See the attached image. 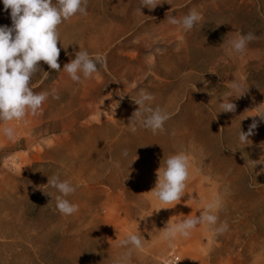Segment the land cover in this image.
I'll use <instances>...</instances> for the list:
<instances>
[{
	"label": "rangeland",
	"instance_id": "rangeland-1",
	"mask_svg": "<svg viewBox=\"0 0 264 264\" xmlns=\"http://www.w3.org/2000/svg\"><path fill=\"white\" fill-rule=\"evenodd\" d=\"M191 9L202 17L191 31L168 22ZM87 11L58 27L60 70L39 62L32 88L50 93L40 114L8 122L13 140L0 134V264H114L129 234L144 244L130 264H264V121L253 116L264 110V0H163L152 10L140 0H88ZM9 13L0 0V26H11ZM237 32L258 37L242 55L228 44ZM80 49L103 54L106 67L77 83L63 67ZM233 80L249 89L223 112ZM141 90L170 117L155 134L131 130ZM180 151L189 178L172 207L149 192ZM54 174L76 186L66 199L78 212L56 209L58 193L46 186ZM217 195L228 231L198 225L171 245L162 239L168 222L198 216Z\"/></svg>",
	"mask_w": 264,
	"mask_h": 264
},
{
	"label": "clouds",
	"instance_id": "clouds-1",
	"mask_svg": "<svg viewBox=\"0 0 264 264\" xmlns=\"http://www.w3.org/2000/svg\"><path fill=\"white\" fill-rule=\"evenodd\" d=\"M162 2L163 0H140V6L152 10ZM3 5L5 11L10 9L12 23L11 26H0V124L5 125L0 127V134L8 140H13L15 129L7 126L8 122L27 123L29 115L34 117L40 114L43 103L50 95L47 91L37 93L32 88L34 75L42 71L39 62L43 61L50 69L60 70L58 58L61 50L57 44L61 40L58 27L77 14L87 16L88 0H3ZM138 11L141 12L140 7ZM201 19L196 9L189 10L179 19L167 15L168 22L184 32L191 31ZM255 39L258 37L252 32L247 34L237 32L228 44L232 54L242 55L248 44ZM98 66L106 67V57L103 54H90L87 50L80 49L75 53V59L64 65L63 71L72 81L79 83L82 77L85 80L93 78L94 74L99 72ZM228 89L229 91L224 93L220 109L223 112H235L236 104L229 102L228 98H241L249 87L245 88L243 83L233 80L228 84ZM51 95L54 99L59 98L55 90ZM131 99L138 105V109L130 118L133 132L136 131L137 125L150 129L154 134L157 130H163L164 123L170 117L160 107L151 106L150 102L155 99L151 93L141 90L136 98ZM253 116H258L264 121V110L257 111ZM257 126V121L253 120L247 132L240 130L239 141L247 144L248 137L254 134L253 130ZM123 155H128L127 150H124ZM189 167L190 158L185 151L170 155L164 161V165L157 170L155 188L149 193L162 204L174 207L186 193ZM46 186L58 193L55 195V207L61 214L70 216L78 212L79 206L66 199L75 193L76 186L67 180L62 181L59 175L55 174L48 177ZM44 193L52 199V193ZM222 207L223 200L217 195L212 201L204 204L198 216L176 223L168 222L162 230V239L171 245L178 237L188 238L198 225L209 226L216 235L225 233L229 225L226 220L220 221L218 212ZM143 246L141 236L127 235L119 241L118 247L124 248L125 251L114 264H130L134 252Z\"/></svg>",
	"mask_w": 264,
	"mask_h": 264
},
{
	"label": "built area",
	"instance_id": "built-area-1",
	"mask_svg": "<svg viewBox=\"0 0 264 264\" xmlns=\"http://www.w3.org/2000/svg\"><path fill=\"white\" fill-rule=\"evenodd\" d=\"M178 260H179L178 257H173V259H172V261H173L174 264H177Z\"/></svg>",
	"mask_w": 264,
	"mask_h": 264
}]
</instances>
